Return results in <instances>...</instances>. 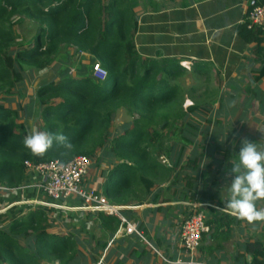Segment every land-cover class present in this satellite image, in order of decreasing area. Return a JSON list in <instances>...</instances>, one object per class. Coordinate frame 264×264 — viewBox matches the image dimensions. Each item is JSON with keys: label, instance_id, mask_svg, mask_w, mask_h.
<instances>
[{"label": "trees", "instance_id": "1", "mask_svg": "<svg viewBox=\"0 0 264 264\" xmlns=\"http://www.w3.org/2000/svg\"><path fill=\"white\" fill-rule=\"evenodd\" d=\"M17 15L28 18L38 30L23 45L11 26ZM137 28L132 0H0V185L19 188L26 162L69 163L78 156L110 165L109 171H102L106 183L101 194L113 204L141 199L156 185L173 179L184 149L170 166L162 163L160 157L171 158L175 148L164 151V136L155 128L163 124L165 130L184 123L189 113L204 110L200 104L184 107L185 94L176 82L185 68L140 56ZM238 33L256 45V55H264V29L242 23ZM67 52L91 55L107 76L94 77L92 67V73L82 78L63 75L56 83L41 85L33 116L41 119L40 130L63 132L72 148L54 145L36 155L23 145L27 131L19 122V111L5 102L24 81L26 70L42 72ZM124 107L134 119L112 139L113 115ZM101 150L106 160L98 157ZM204 190L203 198L215 196ZM48 219L43 209H35L0 227V264H73L78 255L76 239L49 233ZM250 250L252 264H264L262 245L254 243Z\"/></svg>", "mask_w": 264, "mask_h": 264}, {"label": "crops", "instance_id": "2", "mask_svg": "<svg viewBox=\"0 0 264 264\" xmlns=\"http://www.w3.org/2000/svg\"><path fill=\"white\" fill-rule=\"evenodd\" d=\"M132 1L140 56L187 64L178 65L196 77L191 85L196 86L199 77L203 78L192 95L204 94L198 100L204 111L189 113L188 118L193 117L191 127L202 128L207 140L178 148L186 152L171 181L156 185L141 199L115 204L128 221L138 223L144 239L127 234L116 216L81 208L79 198L65 203L67 207L61 213L67 216L63 221L70 222L55 234L76 239L78 255L73 264H182L176 262L190 258L181 243L183 221L198 210L205 214L210 227L203 235L198 258L211 264H252L251 246L260 243L264 248V222L249 223L223 207L231 179L226 166L228 161H235L240 140L257 141L264 149V55H256V45L238 33L246 18L248 0ZM192 95L188 101L196 105ZM20 116L23 114L19 112V122L25 125ZM196 121L207 123L201 127ZM179 154L176 152V156ZM103 162L85 177L84 187L102 192L106 177L98 169H111L109 164L103 167ZM39 180L40 176L27 168L23 184L0 195V201L11 202L10 209L25 203L42 208L39 202L47 197L37 187ZM202 190L215 196L203 198ZM3 206L0 204V216L7 212ZM258 206L264 208V200ZM101 213L110 218L104 219Z\"/></svg>", "mask_w": 264, "mask_h": 264}, {"label": "rangeland", "instance_id": "3", "mask_svg": "<svg viewBox=\"0 0 264 264\" xmlns=\"http://www.w3.org/2000/svg\"><path fill=\"white\" fill-rule=\"evenodd\" d=\"M11 26H13V29L17 32L18 42L20 43V45L26 44L28 41H30V38L34 36L37 30V27L28 18L21 16V15H17L11 20ZM96 64L97 63L92 60L91 55L89 54H82L80 56V54H74L71 52L63 53L56 58V60L54 61L53 65L50 68L42 72H39L36 70L35 71L26 70L24 81L19 83L14 88L12 93L7 97V101L5 102V104L12 106L14 109H17L21 113V115L23 114V117L22 116L20 117H22L23 118L22 121L25 122L28 134L33 129L40 130V125L42 124V121L38 116L36 117L33 116L34 111L36 112L38 109V107L35 106L33 102H34V99L37 98V92L39 88L41 87V85L44 83H49L51 81H54L56 83L59 81V79L63 75H70L75 78H82L84 75L92 73V70H91L92 67H93V76L96 77V72L94 71V66ZM194 78H196L194 74H192L191 72L187 70L179 78V80L176 83L184 91V94H185L184 95L185 96L184 107H188L192 104V102L188 101V98H191L189 96L192 95V90L197 89V85L203 83V78L199 77V79L197 78L198 81H197L196 86L189 84L190 82L194 84ZM201 88H203V86H201ZM203 95H204L203 93L195 95V96L192 95L194 98L197 99V105L199 104L202 105V101L200 100L201 102H199L198 100L201 99ZM133 119L134 118L130 115L127 108L124 107V108H120L119 110H117L114 113L113 120H112V129H111L112 139L113 137H117V135L122 133L125 129L124 126L131 124ZM184 123L179 122V123L172 124L165 130H162L163 124H161L160 126H156L155 128L156 131L163 134L164 136V140H163L164 141V145H163L164 151L167 150L168 146H173L175 148L174 156H176V152L179 151L180 153V150H178V148L182 146H185L188 148L189 145L194 143V141H196L197 143H204L207 140L202 132V128L199 129L198 127L195 126L196 127L195 129V127L194 128L191 127L192 126L191 124L194 123L193 117H190V118L187 117ZM205 123L207 122L196 121V125L197 126L200 125L201 127L205 126ZM185 152L186 151H184V153ZM184 153H183V157H184ZM98 154L100 155V157H103L104 160H106V158L108 157L107 155H104L102 150ZM176 157L172 156L171 158H169L166 154H164L160 157V160L162 161V163L170 166L171 163H173L174 161L173 159H176V161L178 160V156ZM185 160L186 159H184V161ZM106 162L105 161L103 162V167L107 165ZM98 165L99 164L97 162H94L90 171L92 172L94 169L97 168ZM101 166L102 165H99V167ZM182 169L184 168H181V170ZM101 170L107 171V168L98 169V171H101ZM90 171L89 173L91 174ZM0 186L3 188V189H0V195L11 192V189L6 188L2 185ZM9 203L11 202H6V199H3L2 201H0V204L4 205L1 208L7 209V212H5L4 215L0 216V227L9 226L11 220L18 218L19 214L24 215V213L27 214L31 210L39 208L38 206H35L34 204L25 203V204L15 206V208L13 207L10 209L8 208ZM19 206H22V207H19ZM40 209H43V211H45L47 216L49 217L48 219V223L50 224L49 233L51 234H55L58 230H60L61 228L60 226H63L64 223L70 222L68 220L63 221V219H65L67 215H63L61 213L62 211L61 209H55V208H50V207L40 208ZM55 210H57L59 213H56ZM76 221H77L76 218L73 217L72 222L75 223Z\"/></svg>", "mask_w": 264, "mask_h": 264}, {"label": "built area", "instance_id": "4", "mask_svg": "<svg viewBox=\"0 0 264 264\" xmlns=\"http://www.w3.org/2000/svg\"><path fill=\"white\" fill-rule=\"evenodd\" d=\"M248 4L249 8L243 23H247L248 28L260 27L264 29V3H260L258 0H248ZM94 71L97 78L105 79L107 76V71L102 69L98 63L94 66ZM92 164L93 160L89 156L75 157L69 163L59 161L25 163L28 170L36 172L40 176L37 187L47 197L44 201L39 202L42 208L65 209L66 202L79 198L83 203L81 208L116 216L125 226L127 234H135L144 239L138 223L128 221L122 214L120 206L111 203L96 189L83 186ZM0 189L3 188L0 186ZM209 231L210 227L202 211L195 210L190 213L184 219L181 230V243L190 258L185 261L179 260L176 263L211 264L197 256L203 235Z\"/></svg>", "mask_w": 264, "mask_h": 264}, {"label": "clouds", "instance_id": "5", "mask_svg": "<svg viewBox=\"0 0 264 264\" xmlns=\"http://www.w3.org/2000/svg\"><path fill=\"white\" fill-rule=\"evenodd\" d=\"M228 134L229 132L225 135L224 141ZM23 145L36 155L44 154L54 145L63 146L65 149L72 148L69 138L63 132L53 133L36 129L25 135ZM233 145L235 146V141ZM226 172L231 179L226 185L227 199L223 200V207L249 223L264 222V208L258 206V202L264 200V149L262 146L257 141L241 139L236 159L234 162L228 161Z\"/></svg>", "mask_w": 264, "mask_h": 264}]
</instances>
